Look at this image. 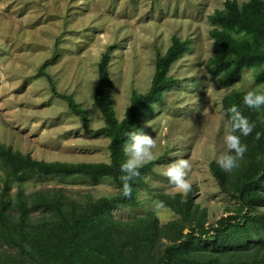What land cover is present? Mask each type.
Returning <instances> with one entry per match:
<instances>
[{"label": "rangeland", "instance_id": "1", "mask_svg": "<svg viewBox=\"0 0 264 264\" xmlns=\"http://www.w3.org/2000/svg\"><path fill=\"white\" fill-rule=\"evenodd\" d=\"M224 1L0 0V143L45 161L108 162L109 138L91 132L104 125L103 117L95 103L85 110V98L90 93L93 97L98 83L102 52L112 47L110 97L120 120L133 91L149 88L156 54L165 52L172 36L188 38L190 50L169 70L176 83L163 92L154 115L143 123V132L154 138L156 147L152 171L138 186V205L114 209L112 215L130 219L150 212L161 225L178 219L167 206L154 210L159 202L155 193L179 192L162 175L178 159L189 161L185 179L193 203L205 213L206 225L235 213L238 204L220 190L209 169L210 161L226 151L224 137L231 124L222 98L232 89L264 92V84L254 82L253 69H245L232 87L221 86L207 71L214 52L208 15L222 9ZM47 59L51 60L44 71L51 82L38 73ZM52 85L73 96L85 112L86 124L55 96ZM53 187L75 197L97 198L117 191L109 177L97 183L78 176L31 178L22 184L26 194ZM15 190L12 187L11 193ZM256 210L264 211V204Z\"/></svg>", "mask_w": 264, "mask_h": 264}, {"label": "trees", "instance_id": "2", "mask_svg": "<svg viewBox=\"0 0 264 264\" xmlns=\"http://www.w3.org/2000/svg\"><path fill=\"white\" fill-rule=\"evenodd\" d=\"M213 26L209 36L214 52L207 71L223 87H232L245 69H253L254 82L264 84V0H225L222 9L208 15ZM191 39L172 36L164 53H157L150 86L144 93L133 91L128 111L117 119L110 92L109 73L112 47L97 61L98 83L93 99L104 125L92 130L109 138L108 162L45 161L33 158L0 143V264H264V106L253 110L243 104L248 90L232 89L223 96L228 111L237 105L241 114L254 123L252 133L241 136L247 146L238 167L225 172L215 160L209 169L220 190L238 204L235 213L206 225L205 213L193 203L191 192L155 193L154 198L169 207L178 219L160 224L153 213L120 219L112 210L138 205V186L152 171L154 161L139 169L140 175L129 181L132 193L122 195L120 165L126 160L127 133L143 131V123L155 112V103L175 83L171 65L190 50ZM57 45L53 57L57 55ZM51 58V59H52ZM51 59L38 69L44 71ZM69 110L84 124L87 117L71 94L59 93ZM259 132V139L255 134ZM240 135L239 131L235 133ZM78 176L92 183L109 177L117 188L111 196L75 197L61 187L38 189L26 194L23 182L31 178ZM12 187H16L11 193ZM7 247V249H4Z\"/></svg>", "mask_w": 264, "mask_h": 264}, {"label": "clouds", "instance_id": "3", "mask_svg": "<svg viewBox=\"0 0 264 264\" xmlns=\"http://www.w3.org/2000/svg\"><path fill=\"white\" fill-rule=\"evenodd\" d=\"M87 109L94 107V99L89 94L85 98ZM243 104L253 110H260L264 106V92H256L249 90L243 96ZM130 105V104H129ZM128 105V106H129ZM126 109V108H125ZM124 109V117H125ZM228 111L231 113V124L225 133L226 151L216 158V162L221 169L225 172L232 171L233 168L238 167V160L242 159L244 153L247 150V146L241 143V136H248L252 133L255 127L254 123H250L248 118L243 116L238 110L237 105L229 107ZM91 112L89 115H93ZM83 127L81 131H83ZM239 131L240 135L235 133ZM260 133L255 134V138L259 139ZM156 147V141L148 134H145L142 130L132 131L127 133V140L124 143V153L127 159L120 165L119 179L122 183V195L124 197L131 196L132 187L129 181L140 175L139 169L144 164L154 159L152 150ZM190 168L189 161L187 159H178L170 163L162 172L168 182L173 185L179 192L186 194L191 189V185L185 179L186 170ZM110 179V178H109ZM163 207V202H156L154 210H158Z\"/></svg>", "mask_w": 264, "mask_h": 264}]
</instances>
